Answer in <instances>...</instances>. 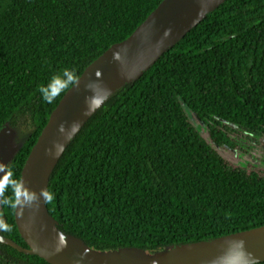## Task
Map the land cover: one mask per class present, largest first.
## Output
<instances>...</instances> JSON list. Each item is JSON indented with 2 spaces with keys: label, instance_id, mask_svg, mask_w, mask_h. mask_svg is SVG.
I'll return each mask as SVG.
<instances>
[{
  "label": "trees",
  "instance_id": "16d2710c",
  "mask_svg": "<svg viewBox=\"0 0 264 264\" xmlns=\"http://www.w3.org/2000/svg\"><path fill=\"white\" fill-rule=\"evenodd\" d=\"M163 1L0 0V129L20 142L7 166L14 179L74 83L51 103L39 87L65 69L77 80ZM244 137H264V0H225L97 107L49 176L48 215L100 253L156 255L264 226V171L215 149L242 151ZM14 210L2 206L12 230L0 236L26 247ZM0 264L48 263L0 243Z\"/></svg>",
  "mask_w": 264,
  "mask_h": 264
},
{
  "label": "water",
  "instance_id": "95a60500",
  "mask_svg": "<svg viewBox=\"0 0 264 264\" xmlns=\"http://www.w3.org/2000/svg\"><path fill=\"white\" fill-rule=\"evenodd\" d=\"M225 0H164L125 40L91 62L65 92L25 161L19 181L39 197L63 150L81 125L118 88L136 80L167 50ZM20 147L16 132L0 129V163L6 167ZM3 173H0L2 177ZM0 205V213H2ZM21 247L0 243L48 264H255L264 261V226L234 235L172 247L156 255L140 249L100 253L65 236L48 215L41 196L31 207L14 210Z\"/></svg>",
  "mask_w": 264,
  "mask_h": 264
},
{
  "label": "clouds",
  "instance_id": "9594fccd",
  "mask_svg": "<svg viewBox=\"0 0 264 264\" xmlns=\"http://www.w3.org/2000/svg\"><path fill=\"white\" fill-rule=\"evenodd\" d=\"M75 82L76 77L74 74L65 69L63 78L60 75L53 76L47 86L41 85L39 87V91L42 94V98L46 102L51 103L62 90L67 89L69 85ZM0 173H3L2 177H0V205L3 207L20 208L22 210L23 207H31L41 196L44 198L45 203H50L54 198L47 189H41L38 197L34 191H31L26 186L25 182L14 179L12 169L2 163H0ZM8 188H11L12 196L5 197L4 194ZM0 230H12L11 226L3 220L2 213H0Z\"/></svg>",
  "mask_w": 264,
  "mask_h": 264
},
{
  "label": "rangeland",
  "instance_id": "374dc122",
  "mask_svg": "<svg viewBox=\"0 0 264 264\" xmlns=\"http://www.w3.org/2000/svg\"><path fill=\"white\" fill-rule=\"evenodd\" d=\"M190 122L207 140L206 128L189 111L185 110ZM238 148L230 150L227 147L215 148L216 151L234 167L246 170L264 171V137H244Z\"/></svg>",
  "mask_w": 264,
  "mask_h": 264
}]
</instances>
